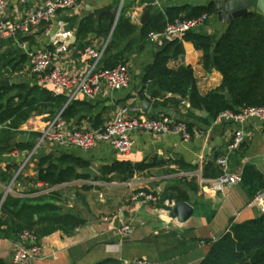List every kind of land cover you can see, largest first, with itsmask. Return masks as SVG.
<instances>
[{
	"label": "crops",
	"instance_id": "crops-1",
	"mask_svg": "<svg viewBox=\"0 0 264 264\" xmlns=\"http://www.w3.org/2000/svg\"><path fill=\"white\" fill-rule=\"evenodd\" d=\"M42 1L30 0L25 6H20L15 0H10L8 16L11 20H19L34 11ZM252 1L79 0L75 8L60 11L55 20L56 28L62 26L70 32L69 51L57 54V45L50 42L43 26L34 28L30 34L20 36L17 40H0V59L14 60L11 67H7L10 71L6 73V68L0 80L10 79L12 84L24 81L30 87L37 86L53 94L50 89L37 83L28 55L21 48L20 42L28 41L31 50L52 51L56 55V62L66 72L80 73L93 64V60L81 58V50L86 46L97 49L107 47L114 32L112 14L115 15V27L120 16L123 15L130 19L137 31L124 42L119 41L113 55L120 54L127 59L126 64L132 75L129 87L119 91H111L104 87L99 96L93 100L80 98L73 105L71 118L65 119L72 128L94 129L104 126L124 106L130 107L134 115L159 117L163 114H172L181 118L180 116L186 114L190 108L189 104L185 106L181 103L177 115L172 108H155L148 98L142 99V94L150 96L148 84L144 83L146 67L153 61L155 53L173 39L166 38L151 43L148 39L141 38L140 29L151 20L153 11L157 9L187 4L206 6L213 3L216 14L209 17L203 31L212 36H220L228 24L226 20L228 12L240 8H247L248 12L255 10L261 12L251 4ZM218 5L224 10L223 12L217 8ZM149 6L154 9L151 10ZM146 9H150L151 15L148 22L142 24V14ZM134 14L135 17L132 18ZM87 18H93L94 31L80 37L78 31ZM214 18L219 21V25L213 22ZM108 29L109 32H105ZM183 47L184 62L181 55L178 59L170 60L169 67L177 69L183 65L191 66L197 87L203 95L220 87L223 83V75L216 69L207 70L204 67L202 51L197 50L191 41H183ZM23 55L27 56L26 62H22L12 72L11 68ZM103 65L106 66V62ZM144 101L151 104L147 112L142 110ZM66 104L67 102L58 108L47 110L40 107L43 108L44 113L39 114L40 109L37 110L18 129L20 134L17 140L29 141L33 145L31 150L17 148L0 154L3 168L11 162L19 164L18 170L12 177L13 179L17 175L10 194L23 198H41L44 202L56 204L63 212L74 213L84 220L83 224L69 232L58 230L40 237L44 256L31 264H96L109 258L117 259L122 264H133L140 258H147L151 264H199L209 249L206 240L216 239L230 227L232 222L256 218L263 213L255 202L256 196L251 197L242 183L227 185L222 191H214L209 182L201 183L197 176L199 169L203 170L208 162L215 160L217 164L219 158L227 155L232 172H243L247 164H252L264 175V124L261 122L251 120L247 123L248 136L245 144L241 149L231 153L229 146L233 141L236 126L229 122L215 125L214 120H210L209 124L198 122L190 140L175 134L136 132L134 147L126 155L119 153L107 143H99L89 150L49 143L36 148L40 135L34 139L32 132L40 133L46 120L64 110ZM196 113L201 115V111ZM206 117L208 118L209 115ZM24 134H27L26 138H23ZM33 150L35 153L39 151L38 155L32 156L27 163L29 169L25 173L22 170L18 174L23 161ZM14 151H18V154L14 155ZM49 155L55 160L64 155L80 158L88 163L86 166L96 169L99 177L92 180L90 176L82 175L83 177L55 186L36 183L34 179L39 174V160ZM122 160L133 163L155 161L156 164L147 170L134 173L128 180H122L114 175L109 177L110 180L101 178L102 166ZM182 163L198 168L195 170L182 168ZM184 173L189 175L188 178L182 177ZM12 179L7 183H0L1 205L4 201V187L8 186ZM185 179H195L196 189L187 188L184 183L179 184L180 181L185 182ZM46 185L50 187L46 188ZM173 185H180L186 190V201L194 207L193 215L185 222L170 216L171 209L177 202L169 197L168 189ZM141 189L154 191L159 201L152 203L133 200V194ZM104 217H108L109 221H105ZM2 218L6 219L7 215L4 214ZM127 223L132 225L134 232L131 236L122 238L115 233L114 228ZM6 229L7 226L2 228V230ZM17 239L18 236L10 238L0 236V259L6 264H13L14 245Z\"/></svg>",
	"mask_w": 264,
	"mask_h": 264
},
{
	"label": "trees",
	"instance_id": "trees-1",
	"mask_svg": "<svg viewBox=\"0 0 264 264\" xmlns=\"http://www.w3.org/2000/svg\"><path fill=\"white\" fill-rule=\"evenodd\" d=\"M151 10L154 8L149 6ZM208 14H216L214 4L206 6L183 5L153 11L151 20L140 29L141 38L147 39L151 31H161L169 21L176 18L191 19ZM93 18H87L78 31V36H87L94 31ZM129 18L121 15L114 29L112 38L107 45L99 66L112 68L119 63H127L123 55H113V51L120 42L133 35L137 30ZM104 31H102L103 33ZM105 32H109V29ZM183 41H191L195 48L203 53V64L207 70L216 69L223 75L220 87L203 95L197 87L194 70L191 66H180L177 69L169 67L172 59H178L184 54ZM27 56L13 66L12 72ZM12 61L0 59V78ZM106 62V66L103 63ZM144 83L148 84L147 94H142V99L148 98L155 108H172L179 115V107L183 100H187L190 108L181 115L188 124V128L195 133L196 124L199 122L209 124L220 113L231 110L238 112L248 106L264 105V15L255 10L233 19L227 24L225 31L220 36H212L203 28L201 31L193 30L181 39L166 42L154 55L153 61L146 67ZM229 91L230 98L225 92ZM170 95V96H169ZM42 96V97H40ZM69 103L63 110V117L70 119L73 115L74 104ZM67 102L65 96H54L48 90L37 86L30 87L21 81L10 87H0V124L7 128L0 129V154L11 152L14 149H32L33 145L17 140L18 130L26 123L34 112L43 107L58 108ZM206 110L209 117L197 114V111ZM35 137L40 133L32 132ZM241 145L239 149L242 148ZM88 163L80 158L64 155L55 160L53 156H44L38 163V176L36 183H46L51 186L62 184L76 178L83 177L78 169ZM154 163L131 161H115L101 167L102 179L110 180V176H119L128 180L134 173L147 170ZM182 168L195 170L198 167L182 163ZM19 164L11 162L5 168L0 159V183L10 181L18 170ZM222 170L215 160L208 162L202 175L206 179L216 178ZM19 178V176H18ZM242 184L251 197L264 189V175L252 164H247L242 172ZM181 182V183H180ZM187 188L196 189L195 179L180 181ZM169 197L176 201L187 200L186 190L180 185L170 186ZM2 194H0V202ZM1 212L7 215L6 219L0 217V236L6 238L16 237L24 229L34 231L38 237L49 235L58 230L69 232L84 223L74 213L63 212L54 203L44 202L41 198H23L8 194L2 205ZM38 216V217H36ZM7 226L6 230H2ZM209 249L199 264H264V213L256 218L242 222H232L230 227L216 239L206 240ZM0 264H6L0 259ZM96 264H122L119 260L109 258Z\"/></svg>",
	"mask_w": 264,
	"mask_h": 264
},
{
	"label": "built area",
	"instance_id": "built-area-1",
	"mask_svg": "<svg viewBox=\"0 0 264 264\" xmlns=\"http://www.w3.org/2000/svg\"><path fill=\"white\" fill-rule=\"evenodd\" d=\"M20 6H25L30 0H15ZM79 0H43L34 11L28 13L19 20H11L8 16L10 0H0V40H17L20 36H27L36 27L43 26L45 35L50 42L57 45V54L69 51L70 32L65 27L56 28L55 20L62 10L75 8ZM135 14L132 15V18ZM208 14H203L197 18L182 19L176 18L169 21L161 31H151L147 39L151 43H157L163 39H181L190 31L202 29L209 20ZM29 58L32 72L35 74L37 83L50 89L54 96H65L66 106L80 98L93 100L97 98L104 87L111 91H119L129 87L132 79L131 70L127 64L119 63L112 68H100L106 46L97 49L93 46H86L81 50L80 56L83 59L93 60V64L80 73L71 74L66 72L59 63L56 62V55L47 49L31 50L29 42H20ZM188 101L183 100L182 105L188 106ZM128 106L121 107L114 117L104 126L94 129L72 128L63 117V110L56 116L46 120L44 128L40 132L37 147L46 143L73 146L82 150H89L99 143H107L121 154H129L135 143L136 132L148 131L154 134H175L185 140L192 138V133L188 128L185 119L177 118L172 114H163L159 117H148L145 115H134ZM251 120H257L264 124V105L248 106L238 112L226 110L219 114L214 120V124L229 122L234 124L235 134L229 146V153L239 149L246 142L248 133L246 125ZM7 128L6 124H0V129ZM35 150L28 154L23 161L18 174L31 160ZM14 155L18 151L13 152ZM217 165L222 173L216 178L206 179L199 169L201 183L209 182L214 191H222L227 185L242 183V172H232L230 170L229 155L219 158ZM188 174L182 177L188 178ZM17 175L8 186L4 187L3 199L12 192ZM49 188V185L45 186ZM133 200L137 202L157 203L159 198L152 190L141 189L133 194ZM255 202L264 213V189L260 190L255 197ZM0 204V215H1ZM109 221L108 217H104ZM115 233L122 238L133 234L134 229L131 224H125L114 228ZM44 256V250L40 244L38 235L30 230L24 229L19 233L14 245L13 264H31L36 259ZM133 264H151L147 258H140Z\"/></svg>",
	"mask_w": 264,
	"mask_h": 264
},
{
	"label": "water",
	"instance_id": "water-1",
	"mask_svg": "<svg viewBox=\"0 0 264 264\" xmlns=\"http://www.w3.org/2000/svg\"><path fill=\"white\" fill-rule=\"evenodd\" d=\"M253 6L257 7L261 13L264 15V8H263V5H264V0H253L252 3H251ZM218 9L221 10V12H223L224 10L222 8H220V5L217 6ZM247 13H250L247 11V8H240V9H234L230 12L227 13V16H226V20L228 23H230L233 19L237 18V17H240L242 15H245ZM113 15V20L115 19V15ZM150 9H146L145 12L142 14V18H141V22L142 24H146L150 18ZM117 19V18H116ZM115 24H116V20L114 21ZM115 24L112 28V31L114 30L115 28ZM198 31H201L200 29H198ZM182 61L184 62L185 60V56L183 55L181 57ZM10 71V68H7L6 69V73H8ZM12 85V82L10 79H2L0 80V87H10ZM225 95L227 98H230L231 97V94L229 91H226L225 92ZM150 102L148 101H144L142 103V110L144 112H147L149 107H150ZM39 114H43L44 113V110L43 108H41L38 112ZM201 115L203 117H206L209 115V112L206 111V110H203L201 111ZM27 137V134H24L23 135V138H26ZM79 173L81 175H87V176H90L92 180L96 179L99 177V172L94 169L92 166H85V167H82L80 168L79 170ZM193 212H194V207L191 203H189L188 201H184V200H181V201H177L174 206L172 207L171 209V212H170V216L172 218H177L180 222H185L186 220H188L192 215H193ZM4 214H1L0 217H3Z\"/></svg>",
	"mask_w": 264,
	"mask_h": 264
},
{
	"label": "rangeland",
	"instance_id": "rangeland-1",
	"mask_svg": "<svg viewBox=\"0 0 264 264\" xmlns=\"http://www.w3.org/2000/svg\"><path fill=\"white\" fill-rule=\"evenodd\" d=\"M263 8H264V5H263ZM114 21H115V19L113 20L112 28H113V26H114V24H115ZM213 22H214L215 24H218V25L220 24L219 21H218L217 19H215V18H214ZM30 128H31V126H30ZM32 136H33L34 139H36V137H35L34 135H32ZM38 152H39V151H37V152L34 154V157L38 155ZM28 169H29V164L26 165V167L23 169L24 173H25V171H27Z\"/></svg>",
	"mask_w": 264,
	"mask_h": 264
}]
</instances>
